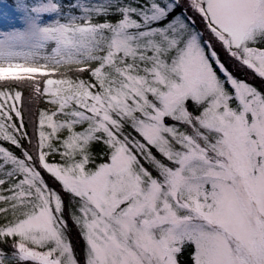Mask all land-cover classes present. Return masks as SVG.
Returning a JSON list of instances; mask_svg holds the SVG:
<instances>
[{
	"label": "snow or ice",
	"instance_id": "snow-or-ice-1",
	"mask_svg": "<svg viewBox=\"0 0 264 264\" xmlns=\"http://www.w3.org/2000/svg\"><path fill=\"white\" fill-rule=\"evenodd\" d=\"M0 264H264V0L0 4Z\"/></svg>",
	"mask_w": 264,
	"mask_h": 264
},
{
	"label": "rangeland",
	"instance_id": "rangeland-1",
	"mask_svg": "<svg viewBox=\"0 0 264 264\" xmlns=\"http://www.w3.org/2000/svg\"><path fill=\"white\" fill-rule=\"evenodd\" d=\"M0 4H4V0H0Z\"/></svg>",
	"mask_w": 264,
	"mask_h": 264
}]
</instances>
